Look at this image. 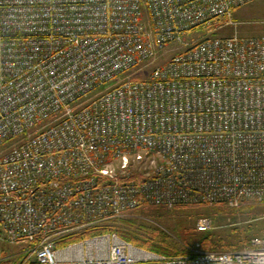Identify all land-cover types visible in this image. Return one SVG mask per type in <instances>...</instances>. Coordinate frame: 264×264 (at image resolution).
Instances as JSON below:
<instances>
[{"label": "built area", "instance_id": "1", "mask_svg": "<svg viewBox=\"0 0 264 264\" xmlns=\"http://www.w3.org/2000/svg\"><path fill=\"white\" fill-rule=\"evenodd\" d=\"M254 1L0 0V257L264 264L262 237L176 257L68 241L145 208L264 205V37L222 33Z\"/></svg>", "mask_w": 264, "mask_h": 264}, {"label": "rangeland", "instance_id": "2", "mask_svg": "<svg viewBox=\"0 0 264 264\" xmlns=\"http://www.w3.org/2000/svg\"><path fill=\"white\" fill-rule=\"evenodd\" d=\"M235 26L223 31V35L237 33L242 37H264V0H256L233 13ZM200 32H192L190 37L201 38ZM178 52L175 46L170 47L168 55ZM202 218L212 221L209 233L199 232L197 224ZM122 219L133 225L119 223L117 227L133 237L140 244L154 243L156 246L165 244L170 250L189 253L199 249L202 240L212 236V243L217 252L236 251L245 248L246 239L250 242L255 237L264 238V205L252 211L232 209L225 205L214 207L199 206L183 209L166 210L162 208H145L124 216ZM250 229V233L243 232ZM86 237H90L89 235ZM23 248L13 246L9 252L0 257V264H18L23 258Z\"/></svg>", "mask_w": 264, "mask_h": 264}, {"label": "trees", "instance_id": "3", "mask_svg": "<svg viewBox=\"0 0 264 264\" xmlns=\"http://www.w3.org/2000/svg\"><path fill=\"white\" fill-rule=\"evenodd\" d=\"M200 33L202 35L201 37H203L206 32L201 31ZM257 206H263V205H245V206L240 207V209L245 210V211H252V210L256 209ZM183 208H187V207H179L176 209H183ZM237 209H239V208H237ZM119 223L126 224L129 226L133 225L132 222L120 218V219L113 220V221L109 222L108 224L104 225L103 227H99L98 229H91V230H88L87 232L82 233L79 236H72L68 241H74V240L82 239L88 235L93 236V235H98V234L116 233L121 239L131 243L135 247H138V248L143 249L147 252L154 253L157 255L167 256V257H176V256H187V255L192 254L186 250H182L179 252L174 251V250L171 251L170 247H167L165 244H163V245L161 244L160 246H156L154 243L140 244L139 242H137L136 239L129 236L124 231L120 230L117 227V224H119ZM207 233H209V232H207ZM248 233H250V229L243 232L244 235H246ZM211 241H212V236L209 234L201 242V245H200L201 251H215V250H217L216 245L213 244ZM248 243H250V239L245 240V244H248Z\"/></svg>", "mask_w": 264, "mask_h": 264}]
</instances>
